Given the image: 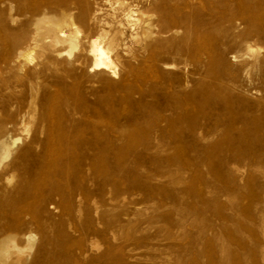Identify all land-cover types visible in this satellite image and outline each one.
<instances>
[{
	"label": "rangeland",
	"instance_id": "obj_1",
	"mask_svg": "<svg viewBox=\"0 0 264 264\" xmlns=\"http://www.w3.org/2000/svg\"><path fill=\"white\" fill-rule=\"evenodd\" d=\"M104 1L0 0V264H264V0Z\"/></svg>",
	"mask_w": 264,
	"mask_h": 264
},
{
	"label": "bare ground",
	"instance_id": "obj_2",
	"mask_svg": "<svg viewBox=\"0 0 264 264\" xmlns=\"http://www.w3.org/2000/svg\"><path fill=\"white\" fill-rule=\"evenodd\" d=\"M106 4H108L113 10L115 8H119L121 10V17L116 20L117 21V26L119 28L116 29V31H119L121 35L124 33V29L130 27L131 29L135 30L137 25L139 24V13L136 8H133L127 0H105L104 1ZM22 4V3H20ZM19 4V5H20ZM116 6H113V5ZM70 18L69 15H63L61 17L62 22H67L68 19ZM43 18L39 19L42 21ZM74 21V20H73ZM146 25L141 27V37L143 39H146L150 37L151 35V21L149 19H145ZM73 23L70 21L68 26H72ZM74 30L69 31L68 35H62V37L57 39V42H67L71 48H74L76 43H77V30H75V27L73 28ZM136 35V34H135ZM105 37H92L89 40V51L93 56L94 59V64L96 66V69H110L113 66V61L110 57L111 51H112V43H113V37L106 42L104 39ZM12 143H15L12 141ZM9 154V146L7 144L0 145V158L5 157ZM9 240H4L1 244L2 248L1 254H5L7 251L10 250L9 246Z\"/></svg>",
	"mask_w": 264,
	"mask_h": 264
}]
</instances>
